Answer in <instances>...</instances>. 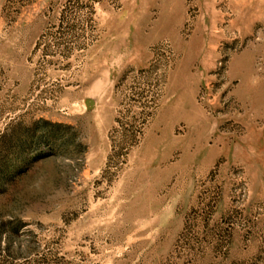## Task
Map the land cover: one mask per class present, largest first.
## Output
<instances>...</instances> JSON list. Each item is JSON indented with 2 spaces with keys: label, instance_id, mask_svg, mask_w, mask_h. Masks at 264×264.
Masks as SVG:
<instances>
[{
  "label": "rangeland",
  "instance_id": "rangeland-1",
  "mask_svg": "<svg viewBox=\"0 0 264 264\" xmlns=\"http://www.w3.org/2000/svg\"><path fill=\"white\" fill-rule=\"evenodd\" d=\"M0 264H264V0H0Z\"/></svg>",
  "mask_w": 264,
  "mask_h": 264
}]
</instances>
